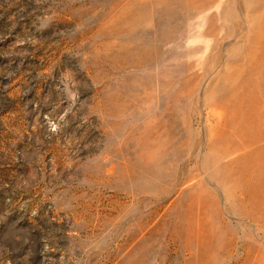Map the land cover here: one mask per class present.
<instances>
[{
	"label": "rangeland",
	"instance_id": "374dc122",
	"mask_svg": "<svg viewBox=\"0 0 264 264\" xmlns=\"http://www.w3.org/2000/svg\"><path fill=\"white\" fill-rule=\"evenodd\" d=\"M0 264H264V0H0Z\"/></svg>",
	"mask_w": 264,
	"mask_h": 264
},
{
	"label": "bare ground",
	"instance_id": "6f19581e",
	"mask_svg": "<svg viewBox=\"0 0 264 264\" xmlns=\"http://www.w3.org/2000/svg\"><path fill=\"white\" fill-rule=\"evenodd\" d=\"M243 156V155H242Z\"/></svg>",
	"mask_w": 264,
	"mask_h": 264
}]
</instances>
